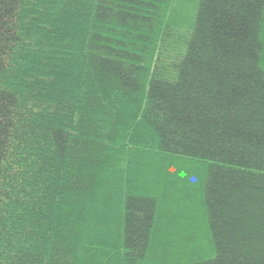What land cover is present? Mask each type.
Returning a JSON list of instances; mask_svg holds the SVG:
<instances>
[{
	"label": "trees",
	"instance_id": "16d2710c",
	"mask_svg": "<svg viewBox=\"0 0 264 264\" xmlns=\"http://www.w3.org/2000/svg\"><path fill=\"white\" fill-rule=\"evenodd\" d=\"M0 264H264V0H0Z\"/></svg>",
	"mask_w": 264,
	"mask_h": 264
}]
</instances>
